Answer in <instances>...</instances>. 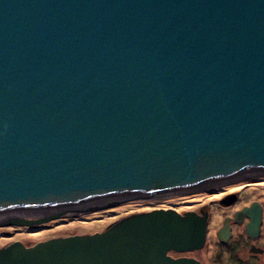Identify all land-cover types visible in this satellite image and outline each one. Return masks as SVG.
I'll return each instance as SVG.
<instances>
[{
    "label": "water",
    "instance_id": "obj_1",
    "mask_svg": "<svg viewBox=\"0 0 264 264\" xmlns=\"http://www.w3.org/2000/svg\"><path fill=\"white\" fill-rule=\"evenodd\" d=\"M254 176L264 0H0V213L47 207L33 220L2 215L0 227ZM256 205L237 213L252 236ZM206 223L136 213L92 235L12 242L0 264H201L169 253L203 248ZM217 235L226 242V220Z\"/></svg>",
    "mask_w": 264,
    "mask_h": 264
},
{
    "label": "rangeland",
    "instance_id": "obj_2",
    "mask_svg": "<svg viewBox=\"0 0 264 264\" xmlns=\"http://www.w3.org/2000/svg\"><path fill=\"white\" fill-rule=\"evenodd\" d=\"M255 183V186H248L244 189L237 190L234 187L237 181H230L228 183L216 186L203 187L201 192H189L173 198H161L156 197L152 202L145 200L140 201V199L129 200V199H117L110 200L105 202H96L93 204H71V208L76 210H82L83 212H67L62 217L55 219L51 222L39 225H32L30 227H16V226H6L0 227V248L12 243V242H21L25 246H31L38 242H44L50 239L64 238L73 235H92L104 231L108 226L117 222L118 220L128 217L129 215L147 212L153 208L160 206L164 209H175L179 213V210H185L187 208H199L205 206L208 209L210 216V223L208 228L207 243L204 248L201 250L200 255L202 256V261L204 259H211L215 254L217 257L216 262L213 264H222L221 257V246L215 238L212 236L215 229L220 226L221 221L224 216H230L231 213L242 207L247 206L249 203H259L263 208L262 219L264 221V176L261 177H252L245 180L238 181V183H245L247 185ZM225 185L232 186L230 188V193L237 195L238 199L230 208L220 206L219 201L225 197L223 195L224 190L220 191L221 187ZM227 194V193H226ZM142 199V198H141ZM102 207V208H100ZM96 209V211L86 212L85 209ZM63 210L62 206L55 205V210L53 212H59ZM8 214L0 213V216H13L17 214L25 215L22 213L21 209L16 211H7ZM11 212V213H10ZM45 216V214H43ZM41 217V216H40ZM1 219V218H0ZM0 220V222L3 221ZM28 220L36 219L25 218ZM224 221V220H223ZM262 221V228L264 230V222ZM223 223V222H222ZM189 255H192L190 253ZM205 262V261H204ZM210 264V261H208Z\"/></svg>",
    "mask_w": 264,
    "mask_h": 264
},
{
    "label": "flooded vegetation",
    "instance_id": "obj_3",
    "mask_svg": "<svg viewBox=\"0 0 264 264\" xmlns=\"http://www.w3.org/2000/svg\"><path fill=\"white\" fill-rule=\"evenodd\" d=\"M254 177H256V176H254ZM235 179L237 180V183L234 187H236L237 190L247 188L248 186H255V183H257V182H254L253 184H250V185H247L245 183H238V181L245 180L246 177H242V178L239 177V178H235ZM210 182H212V181H210ZM210 182L207 183L206 186L211 185ZM230 188H232V186L225 185L223 188L221 187V189H219L220 191L224 190L223 195H225V197L219 201V203L221 204L220 206L223 205V207L230 208L231 206L234 205V203L238 199L237 195L230 193V192H233V191L229 190ZM187 191L194 192V193L201 192V191H197L195 189L187 190ZM187 191H183L182 194H185V192L189 193ZM180 195H181V193H180ZM222 202H226L227 204L225 205ZM253 204H257L256 207H254L255 209H257L259 206L260 210H261V223L259 226V232L255 236H252V235L247 233L246 226L250 222L249 218L245 214H237L239 212L241 213L242 211H244L247 208H250ZM153 209L166 210V209H164V207H162V205L157 206ZM167 209H169V208H167ZM173 210H175V209H173ZM179 211L181 213H179L178 211H176V212L179 214H184L186 212H195L196 214H198L200 216H203V214H207L205 244H204V246H205L207 243L208 228H209V223H210V216L208 213V209H206L205 206H201V207L196 208V209L187 208L185 210H179ZM139 213H142V212H139ZM235 214H237V215L235 216ZM262 215H263V208H262L261 204L256 203V202H254V203L251 202L247 206L244 205V206L234 210L230 216H224L223 217L220 226L215 229V231L212 235L215 238V240L221 246H223V248H221V253L223 255L221 257L222 264H264V230L261 226L262 221H263ZM223 220L227 221V228H228V236H227L226 242H224V243L219 240L218 235H217L218 231L223 227V223H224ZM204 246H203V248H204ZM203 248H201L200 250H196L193 252H187V253H179V254L169 253V256H171L174 259H176V258H192V259L197 260L201 264H209L208 261H210V264H213L214 262H216V260H217L216 254L210 260L204 259L205 262L202 261V256H199V255H200V252ZM190 253H192V255H189Z\"/></svg>",
    "mask_w": 264,
    "mask_h": 264
},
{
    "label": "bare ground",
    "instance_id": "obj_4",
    "mask_svg": "<svg viewBox=\"0 0 264 264\" xmlns=\"http://www.w3.org/2000/svg\"><path fill=\"white\" fill-rule=\"evenodd\" d=\"M195 190L202 191L203 188H199V189H195ZM178 195H179V193H174V194H168V195H156V196H152V197H135V198H125V199H129V200H131V199H133V200L140 199V201L145 200V201H148V202H152L153 203V201L156 200L155 199L156 197L173 198V197L178 196ZM122 201H123V199H122ZM94 203H96V202H94ZM90 204H93V203H90ZM66 206H62V207H66ZM70 207H72V205H68L67 206V208H70ZM44 209H47V207L41 206V207H38V208L21 209V211H22V213H26L25 215H22L25 218H33V217H36V219H38L42 215L41 212H43L42 210H44Z\"/></svg>",
    "mask_w": 264,
    "mask_h": 264
},
{
    "label": "trees",
    "instance_id": "obj_5",
    "mask_svg": "<svg viewBox=\"0 0 264 264\" xmlns=\"http://www.w3.org/2000/svg\"><path fill=\"white\" fill-rule=\"evenodd\" d=\"M159 205H161V204H159ZM158 206V205H157ZM153 210H160V209H152V210H150V211H153ZM147 212H149V211H147Z\"/></svg>",
    "mask_w": 264,
    "mask_h": 264
}]
</instances>
